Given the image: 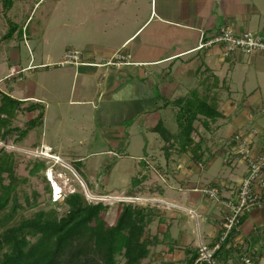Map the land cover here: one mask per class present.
<instances>
[{"label": "crops", "instance_id": "crops-1", "mask_svg": "<svg viewBox=\"0 0 264 264\" xmlns=\"http://www.w3.org/2000/svg\"><path fill=\"white\" fill-rule=\"evenodd\" d=\"M43 2L37 0L34 8ZM50 2L38 29L22 34L32 49L28 64L22 65L14 53L13 60L19 59V64L10 63L9 72L2 77L15 83L8 91L0 87V98L5 94L20 100L22 108L37 104V109L20 110L11 118L13 126L27 129V133L20 137L14 132L4 142L13 137L15 143H21L33 129L51 121V133L42 131L40 147L35 138L28 143L33 149L48 147L63 163L86 160L89 155L120 154L122 161L129 162L127 175L121 172L126 178L114 182L115 167L110 166L108 174L91 185L95 192L130 190L123 194L161 200L142 205L156 213L146 228L147 236L156 240L149 257L152 248L164 243L169 255L177 259L187 258L184 249L198 250L200 244L212 247L221 232L227 203L235 199L247 173L236 136L246 142L253 156L264 154V53L237 51L228 56L221 44L199 45L226 27L236 33L264 35V0ZM68 49L81 50L85 64L62 66ZM120 51L128 56V63L108 64ZM190 91L216 104L221 114L213 119L200 116L195 122L193 139L200 145L197 160L191 152L179 151L173 138L169 141L153 130L161 124L170 134L177 132L167 126L172 114L175 120L177 108L172 101ZM40 112L41 123L29 125ZM21 118L26 119L24 124L13 123ZM139 127L155 136L157 144H152L157 149L137 160L125 151L140 136ZM67 130L78 136L66 135ZM96 130L102 133L96 134ZM96 135L103 138L98 143L102 146L84 157L65 140L67 137L74 144L80 139L79 144L90 145ZM116 137L122 138L125 149L117 147L120 140L107 147L110 138ZM46 158L51 159L50 166L59 164ZM213 187L218 189L217 198L204 192ZM188 219L196 220V243L188 239ZM234 243L244 252H255L258 264H264V209L244 216ZM230 261L233 259L226 264Z\"/></svg>", "mask_w": 264, "mask_h": 264}, {"label": "trees", "instance_id": "trees-1", "mask_svg": "<svg viewBox=\"0 0 264 264\" xmlns=\"http://www.w3.org/2000/svg\"><path fill=\"white\" fill-rule=\"evenodd\" d=\"M4 4L10 9L13 2L4 0ZM16 30L17 26H11L0 38V43L13 39ZM172 102L177 108V132L170 134L161 124L156 125L153 130L169 141L173 138L179 151H189L197 160L200 145L193 139L195 122L200 116L213 119L221 114L216 104L200 97L196 91H190ZM164 103L168 104L169 100ZM36 107L37 104H30L22 108V101L2 94L0 140L4 141L14 132H19L20 137H23L28 130L13 126L11 118L20 110L32 111ZM42 117L40 112L28 124L36 126L41 123ZM11 157L0 148V264H118V256L122 257L124 264H142L149 256L150 246L156 243L146 233L148 224L156 214L149 206L132 202L120 203L117 205L115 223L109 224L105 218L108 205L89 202L84 194L75 191L62 198V204L67 206L62 215L57 206H52L39 209L30 217L16 220L23 207L16 191L18 179ZM5 173L10 179L8 183H5ZM27 202L29 204L28 199ZM53 202L57 204L59 201ZM237 234L238 232L230 234L220 243L214 253L215 264H226L229 259L240 264L244 255L258 264L255 252H244L235 245L234 238ZM219 237L220 234L212 247L219 243ZM186 252L188 256L183 264H195L199 256L198 250L189 249Z\"/></svg>", "mask_w": 264, "mask_h": 264}, {"label": "rangeland", "instance_id": "rangeland-1", "mask_svg": "<svg viewBox=\"0 0 264 264\" xmlns=\"http://www.w3.org/2000/svg\"><path fill=\"white\" fill-rule=\"evenodd\" d=\"M44 0H42L43 2ZM13 4L12 7L6 8L4 4V0H0V38H2L11 28V26H17V30L15 32L13 40H7L0 44V87L4 91H8L9 85L14 86V81H6L2 79V77L9 72L10 63L12 65L19 64V59L13 60L14 53H17L22 65L28 64L30 60V43H26L23 40V35L27 36L28 33L33 32L37 28V23L42 19V14L45 10L50 8V0L44 1L42 4L38 5L34 8V4L37 0H12ZM34 8V10H33ZM27 25L22 33V27L25 21L28 19ZM28 30V31H27ZM12 74L15 73V69H11ZM27 75L30 72H26ZM170 117L171 114L169 113ZM50 117V115H49ZM25 118L19 119V121L13 122L16 124H24ZM51 121H47V125L45 127H39L33 129V131L28 135L21 143H15L14 138L11 137L5 143L4 141L0 140V148L4 150V153L12 155L11 162L17 176L18 183L16 184V191L18 194L19 202L22 205V209L19 211V214L16 216V220L21 219L22 217H30L39 209L42 208H50L52 206H57L60 214H64L67 210V206L62 204V198L72 192H81L84 194L85 198L89 202L97 203L98 196H107V199L102 201L103 204H109V209L105 214L106 221L109 224H114L117 216V205L123 203L118 198L121 196H129L123 193H127L130 190L125 191H118L116 193H100L98 191H94V187L91 185L94 180L97 182L101 180L102 177H105L108 174V170L110 166L113 168L115 167V171H113L111 178L114 182L120 181L121 179H125L128 170V163H125L120 159V154L116 156H91L82 161H67L66 163L61 162L59 159L54 166L51 165V159L35 156L33 154L34 150L40 149H33L31 145L28 143L31 141L32 138H35V143H38L40 147V139L42 135V131L44 130L45 133H51L49 127L51 125ZM176 122L174 120L172 114V123L167 124L168 128L172 132L177 131ZM142 126V124L140 125ZM96 134H101L99 130H96ZM139 137L133 140V144L127 148L125 152L137 158L140 156V159H143L145 155H151V153L156 152V147L153 146L152 143L157 142L155 141V136L152 138L153 134L150 133L148 130L139 127ZM74 131L67 130L66 135H72ZM72 136H75L73 133ZM76 134L75 137H77ZM102 137L96 135L95 141L91 142L90 145H82L79 144V140H76L74 144H71L66 137V143L68 146L78 152L80 155L88 156V154L92 150L99 149L98 143L102 141ZM159 139V138H158ZM26 140V141H25ZM118 140L117 147L119 149L123 148L122 138H110L107 142V147H113ZM113 141V142H112ZM154 144V145H155ZM32 147V148H31ZM84 157V156H83ZM140 161V160H139ZM119 162V163H117ZM142 162V161H141ZM119 165H115V164ZM145 165V162H142ZM47 167V168H46ZM37 168V169H36ZM117 168V169H116ZM50 169V170H48ZM128 170V171H127ZM123 172L126 174L125 176L121 174ZM105 175V176H104ZM6 177L5 183L9 182V178L7 177V173L4 174ZM93 177V180L91 179ZM59 183L62 186V192L60 193L61 196L57 198L59 202L54 204L53 201L55 200V196H53L54 191L52 190L53 182ZM127 182V181H126ZM135 182V181H134ZM50 188V190H49ZM138 199L133 201V204L145 205L148 203H159L161 200L152 199V198H143L138 196H133ZM29 200V204L27 202ZM185 218H189L185 215ZM190 226L188 225V239L191 242L196 243L198 242V233H197V225L196 220L188 219ZM183 222V221H182ZM198 222L201 227V221L198 219ZM188 223V224H189ZM157 228L154 227L153 231L156 232ZM202 230V229H201ZM176 234V233H174ZM202 236V235H201ZM204 237V236H203ZM169 244V243H168ZM153 254L147 258H145L142 263L143 264H168L172 262L174 264H183L185 259H177L173 256V254L169 255L168 252V245L164 243L163 245H159L156 248H152ZM176 250H179L176 247ZM182 252H186L184 249ZM229 263V262H228ZM118 264H124V260L121 256H118ZM215 264V263H214ZM230 264H233L230 261Z\"/></svg>", "mask_w": 264, "mask_h": 264}, {"label": "built area", "instance_id": "built-area-1", "mask_svg": "<svg viewBox=\"0 0 264 264\" xmlns=\"http://www.w3.org/2000/svg\"><path fill=\"white\" fill-rule=\"evenodd\" d=\"M221 44L224 49L225 55H231L234 52H242L247 55L264 53V35L255 34L250 31L236 33L230 28H221L215 35L209 40L203 41L199 48L212 45ZM82 51L79 49H68L65 53L64 60L61 65L68 64H85L83 61ZM128 56L123 52H116L109 60L110 65H120L127 62ZM239 141V152L247 161V173L241 180L236 197L234 200L227 203L228 211L223 219L221 225V233L219 237V243L214 247H209L205 244H200L198 247L199 256L195 261V264L210 263L214 264V253L219 248V245L230 234L237 233L241 229L243 217L251 213L255 209H264V154L260 156H253L250 153L249 146L246 142L240 139V136H236ZM35 156L52 157L54 162H57L60 158L51 153V149L43 147L40 150H34ZM55 182H53L52 190L55 200L59 197L55 194ZM204 192L212 198H217V188H205ZM107 199V196H98V202H102ZM122 202L135 201L136 197L133 196H121L118 198ZM97 202V203H98ZM103 203V202H102ZM109 205V204H107ZM240 264H256L250 257L243 256Z\"/></svg>", "mask_w": 264, "mask_h": 264}, {"label": "bare ground", "instance_id": "bare-ground-1", "mask_svg": "<svg viewBox=\"0 0 264 264\" xmlns=\"http://www.w3.org/2000/svg\"><path fill=\"white\" fill-rule=\"evenodd\" d=\"M54 186H55V194L57 197H59L63 188H62L61 184H59V183H55Z\"/></svg>", "mask_w": 264, "mask_h": 264}]
</instances>
